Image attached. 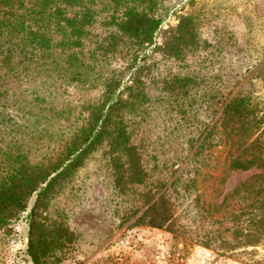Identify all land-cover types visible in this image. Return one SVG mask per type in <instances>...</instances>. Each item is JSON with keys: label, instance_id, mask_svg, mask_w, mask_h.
Listing matches in <instances>:
<instances>
[{"label": "rangeland", "instance_id": "rangeland-1", "mask_svg": "<svg viewBox=\"0 0 264 264\" xmlns=\"http://www.w3.org/2000/svg\"><path fill=\"white\" fill-rule=\"evenodd\" d=\"M150 13L160 21L154 44L139 55L119 48L96 66L122 85L144 82L145 103L126 125L148 174L120 190L103 143L42 213L61 230L45 264H264V169L231 168L237 158H264V0H157ZM169 33L180 50L171 58ZM12 71L0 80L8 109L0 142L17 139L25 150L34 146L31 121L46 112L43 99L78 112L105 87L92 73L63 81ZM19 100L30 103L26 115L18 114ZM231 100L240 102L239 115L227 111ZM54 144L29 150L31 161ZM165 189L172 220L151 227L147 208ZM27 215L0 231V264H28Z\"/></svg>", "mask_w": 264, "mask_h": 264}, {"label": "trees", "instance_id": "trees-1", "mask_svg": "<svg viewBox=\"0 0 264 264\" xmlns=\"http://www.w3.org/2000/svg\"><path fill=\"white\" fill-rule=\"evenodd\" d=\"M156 1L0 0V70L4 71L0 80L12 70L20 69L63 81L71 80V75L76 80L92 75L95 79H103L105 85L97 97L81 104L78 112H75L77 108L63 106L57 110L52 101L47 103L43 99L46 112L31 121L29 138L34 146L28 145V150L23 148L24 144L18 145L17 139L0 142V231L8 230L9 223L28 210L24 251L28 264H45L48 253L60 245V224L43 217L42 213L49 207L51 198L86 165L90 155L103 143L109 145L114 177L120 190H126L127 182H143L148 174L146 164L140 162V147L131 144L126 125L127 114L138 111L145 103L144 82L139 78L125 86L117 74L109 72L103 76L97 73L96 66L119 48L133 50V54L139 55L154 44L160 21L150 9L156 6ZM191 32L188 33L190 40L194 37ZM174 37L178 35L169 33L167 36L172 47L170 58L180 52L177 47L173 48ZM161 48L155 45L154 49ZM121 86L125 87L119 91ZM3 98H0V127H5L8 113ZM29 104L19 100L16 104L18 114L26 115L24 106ZM226 109L239 115L240 102L231 100ZM30 115L31 108L27 116ZM42 119L44 126L38 129ZM60 121L64 123L63 128ZM54 122L60 125L58 131ZM51 141L55 142L52 150L55 151L43 154L36 162L31 161L29 150L42 148L44 143ZM253 166L264 169L262 154L248 160L237 158L231 163L234 170H248ZM178 181L179 178H175L169 186L177 185ZM166 191L147 208L155 216L148 221L151 227L170 225L172 203Z\"/></svg>", "mask_w": 264, "mask_h": 264}]
</instances>
